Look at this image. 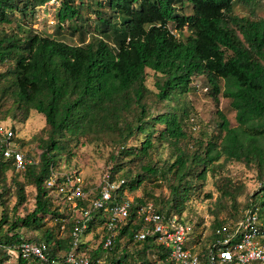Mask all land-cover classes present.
<instances>
[{"label": "trees", "instance_id": "16d2710c", "mask_svg": "<svg viewBox=\"0 0 264 264\" xmlns=\"http://www.w3.org/2000/svg\"><path fill=\"white\" fill-rule=\"evenodd\" d=\"M48 1L0 0V23L17 26L13 31L0 29V65L8 66L0 73V109L12 103L1 119L22 115L26 120L35 110L45 116L48 126L47 138H39L40 160L25 171H17L0 151V176L6 179L14 172L10 179L16 187L14 210L26 203L27 186L36 190L35 208L30 213L12 219L2 213L0 263L10 260V245L44 241L51 259L43 264H64L73 247L76 221L67 207H55L46 179L52 165L60 166L66 151L69 158L73 155L68 149L70 139L91 133L114 137L120 151L111 154V159L129 158L116 161L109 174L111 180L126 179L129 191L138 190L146 181L154 182L165 167L163 172L172 173L170 197L159 200L151 193L135 197L140 204L155 199L158 209L167 215L182 213L192 178L205 180L222 157L255 167L260 188L247 201L241 217L216 218L207 236L202 222L181 217L193 227L196 250L206 251L222 236L218 229L244 218L247 209L264 220V18L235 13L238 3L251 6L262 0H63L54 25L59 34L66 29L72 36L78 35L80 43L75 44L34 28L37 9ZM189 6L191 11L186 13ZM147 69L154 72L157 91L146 84ZM198 75L208 77L215 100L220 92L231 99L238 125L231 126L218 109L220 131L207 140L196 139L197 147L191 149L181 145L189 137L186 125L192 124L183 100L195 87L193 80ZM219 80L224 82L223 90ZM152 92L156 100L165 102V111L150 105ZM133 140L139 144H131ZM18 141L22 147L27 144ZM165 141L175 148V159L158 168L152 151ZM133 162H141L140 170H128L115 178V173ZM237 192V188L227 187L222 195L235 199ZM92 213L94 220L84 235L103 231L105 214L95 209ZM134 220L132 213L119 228L114 245L106 249L100 242L89 251L91 256L105 257L113 264H172L168 250L153 238L134 240L142 225ZM21 228L37 234L27 237ZM261 229L264 232L263 222ZM121 239L130 241L134 252L127 248L117 252L116 242ZM89 242L84 239L80 246L87 249ZM14 262L40 264L36 258L20 257Z\"/></svg>", "mask_w": 264, "mask_h": 264}, {"label": "rangeland", "instance_id": "374dc122", "mask_svg": "<svg viewBox=\"0 0 264 264\" xmlns=\"http://www.w3.org/2000/svg\"><path fill=\"white\" fill-rule=\"evenodd\" d=\"M185 10L186 13H190L191 7H186ZM56 12L57 10H43L42 7H39L37 9V16L33 21L34 28L39 27L38 30L43 34L50 33L58 35L59 38L69 43H80V37L78 35L72 36L66 31V29L62 30L61 34L57 33L58 29H56V26L54 25ZM84 12L87 13L86 10H84ZM235 13L241 16H250L252 18H264V0L251 6L238 3L235 6ZM87 15H89V13ZM93 18H95L94 15ZM0 29L13 31L14 29L17 30V26L16 23H0ZM7 67V64L0 65V73L4 72ZM154 83V72L147 69L146 84L152 91H157ZM193 83L195 84V87L184 97L183 102L184 105L189 107L190 115H192L191 118L194 119L192 124L188 126L186 125L189 137L181 144L182 146L191 149L197 147L195 144L196 139L207 140L220 131V118L217 114L218 109L225 113L231 126L238 125L236 111L231 105V99L220 92L218 94V100H215L214 96L211 95L212 85L206 75L196 76ZM219 83L223 90V80H219ZM148 101L154 110L160 112L166 110L165 102L160 103L156 100L153 92L149 94ZM172 103L174 104L175 102ZM11 104V102H8L1 107L0 119L4 117L6 109L12 108ZM6 118L7 119L3 120L12 123L15 126L18 139L27 141L26 146L23 147L24 151L31 152L35 158L39 157V153L42 150L39 138L42 137L46 139L48 136V126L46 124L45 116L35 110H31L29 117L26 120L22 119V115H19L16 119L12 115H8ZM194 126H196L197 129H194ZM140 137L142 138V135ZM131 144H139V140H133L131 141ZM68 146V149H71L73 155L69 158L68 152L66 151L63 155L60 166L57 167V169L60 171H79L83 175L85 181L92 186L98 184L106 174L112 173V166H114L116 161L117 164L129 160V158H122L121 160L111 159V154L114 153L115 155H119L120 147L116 143L114 137L104 132L91 133L86 137L82 136L77 139L72 138L70 139ZM174 153L175 148L169 142L165 141L157 144L155 150L152 151L153 162H156L157 167L161 168L166 161H174ZM140 164L141 162L127 164L124 170L115 173V178L122 176L128 170H131L132 172L140 170ZM219 164L220 165L216 166L212 172L210 171L208 173L205 180L192 178L191 192L189 193L185 201L184 209L180 214V217L185 220H191L196 223L202 222V226L205 228V236L210 232V223L216 218L222 219L225 217H231L233 219L241 217L246 209L247 201L260 188L257 172L253 165L249 166L243 162H237L234 160L227 162L224 161V157L220 159ZM164 169H166V167ZM164 169L161 170L154 182L146 181L138 190L129 191V195L135 198L142 196L145 197L147 193H151L159 200L170 197L171 184L174 180L172 173L163 172ZM13 175L14 172H9L6 179H2L0 176V220L3 212H7L9 218L12 219V217L15 216L23 217L35 208L36 190L32 186H27L26 203L20 206L16 211L14 210L17 197L14 194V188L16 187L11 184L10 180ZM228 179L230 180L228 181ZM227 187L233 189L237 188V193L240 192V194H237L235 199L233 196L224 197L222 192L225 191ZM54 196L53 202L55 207L62 206L63 200L57 195ZM150 200L156 203L155 199ZM63 207L65 206H62V208ZM260 222L264 223V220L260 219ZM5 227H8V224H6ZM21 229L27 237H34L37 234V232L33 230L27 231L26 228ZM100 235L101 232L97 229L86 234L85 240L90 241V247L94 248L100 244ZM116 244L118 246L117 252L119 253L125 248L134 252L135 246H133L127 239L117 240ZM152 258L154 259L153 256L151 259ZM8 264H15V262H10Z\"/></svg>", "mask_w": 264, "mask_h": 264}, {"label": "built area", "instance_id": "2783aa9c", "mask_svg": "<svg viewBox=\"0 0 264 264\" xmlns=\"http://www.w3.org/2000/svg\"><path fill=\"white\" fill-rule=\"evenodd\" d=\"M62 2L63 0H50L40 7L43 10L56 11ZM194 129L197 127L194 126ZM0 151L6 159L12 160L17 171H25L40 160V157L27 156L18 141L15 126L3 119H0ZM46 185L52 198L54 199V195L59 196L63 200L62 206L67 207L71 218L76 221L72 230L73 247L66 255L64 264H113L107 258L91 256L89 251L93 248L90 246L87 249L80 246L85 239L84 232L94 220L93 209L103 212L106 216L100 236V242L106 249L114 245L119 228L126 224L134 213V223L142 224L134 233V240L153 238L168 250V261L172 264H264L262 223L258 213L251 209H247L244 218L238 222L218 229L222 236L206 251L200 252L195 249L196 245L192 244L193 227L190 223L184 222L177 213H162L154 202H136L135 198L129 195L124 178L111 180L110 175L106 174L98 184L92 186L79 171H60L52 165ZM121 194L123 198L120 199ZM88 201L89 206L86 205ZM62 206H58L59 210L65 208ZM7 251L10 260L0 264L14 262L20 257L36 258L40 264L48 263L51 259L48 245L44 241H23L8 246Z\"/></svg>", "mask_w": 264, "mask_h": 264}]
</instances>
